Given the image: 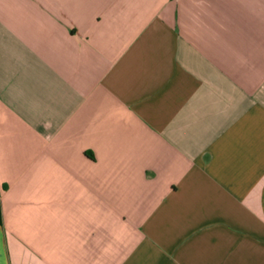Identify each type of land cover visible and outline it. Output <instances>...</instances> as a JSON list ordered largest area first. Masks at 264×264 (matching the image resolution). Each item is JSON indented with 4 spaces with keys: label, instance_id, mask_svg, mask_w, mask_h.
Wrapping results in <instances>:
<instances>
[{
    "label": "crops",
    "instance_id": "1",
    "mask_svg": "<svg viewBox=\"0 0 264 264\" xmlns=\"http://www.w3.org/2000/svg\"><path fill=\"white\" fill-rule=\"evenodd\" d=\"M0 264H264V0H0Z\"/></svg>",
    "mask_w": 264,
    "mask_h": 264
}]
</instances>
